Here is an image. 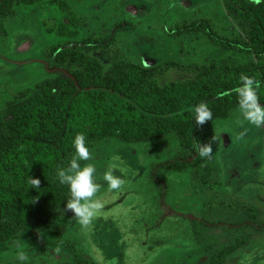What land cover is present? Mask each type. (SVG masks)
<instances>
[{
    "label": "rangeland",
    "instance_id": "obj_1",
    "mask_svg": "<svg viewBox=\"0 0 264 264\" xmlns=\"http://www.w3.org/2000/svg\"><path fill=\"white\" fill-rule=\"evenodd\" d=\"M208 17L222 34H242L244 22L228 14L222 0H40L16 3L0 20V109L32 96L57 72L48 67L45 49L82 38L113 34L111 42L91 55L108 69L114 59L141 65L174 61L161 82L192 76L187 66L212 59L243 64L251 55L221 50L201 32L171 36L165 29L175 22ZM129 28L114 30L116 22ZM61 26L73 31L66 36ZM264 105V104H261ZM237 121H240L238 123ZM247 129L242 139L239 132ZM212 142L207 158L208 178L203 181L192 166L161 169L151 174L154 162L182 158L191 151L177 130L141 142H126L114 134L86 140L102 185L96 198L104 203L90 227L82 226L71 211L58 204L53 214L73 220L52 238L49 229L33 222L23 226L0 251V264H21L17 253L29 256L27 264L77 263L65 246L73 243L88 264H207L209 255L231 240L242 241L220 264H264V127L244 121L239 105L225 116L208 122L205 143ZM75 151L67 154L68 167ZM113 166L125 180L119 190L109 188L103 174ZM154 178L159 179L156 180ZM255 208L252 217L237 207ZM216 222L202 225L199 221ZM243 220V221H242ZM193 226L197 234L193 232Z\"/></svg>",
    "mask_w": 264,
    "mask_h": 264
},
{
    "label": "trees",
    "instance_id": "obj_2",
    "mask_svg": "<svg viewBox=\"0 0 264 264\" xmlns=\"http://www.w3.org/2000/svg\"><path fill=\"white\" fill-rule=\"evenodd\" d=\"M36 1L40 0H0V20L13 4ZM222 4L228 14L244 22L242 34L224 35L208 17L175 22L165 32L171 36L201 32L219 49L251 55L252 60L235 64L212 59L205 64H191L185 68L192 76L182 80L160 81L170 68H184L174 61L141 65L117 58L104 69L91 52L109 44L112 33L45 49L48 67L57 72L54 80L43 84L32 96L0 109V251L30 222L38 229H49L51 237L57 238L73 220L70 215L53 214V210L70 198L68 186L60 183L58 170L66 164L67 154L75 151L77 133H84L86 140L114 134L126 142H141L177 130L190 155L154 162L151 174L189 165L207 181V158L197 154L194 141L205 143L209 121L197 126L194 106L207 102L213 116L227 115L229 108L238 104L233 90L241 85L242 74L259 81L257 94L260 104H264V0L259 5L250 0H222ZM131 26L122 21L113 25L114 30ZM57 32L73 35L63 26ZM30 176L41 181L39 188L30 186ZM237 210L252 216L244 222L255 224L254 207L244 203ZM239 245L241 240L220 245L209 255L207 264H220ZM65 246L75 262L90 263L73 243L65 241Z\"/></svg>",
    "mask_w": 264,
    "mask_h": 264
},
{
    "label": "clouds",
    "instance_id": "obj_3",
    "mask_svg": "<svg viewBox=\"0 0 264 264\" xmlns=\"http://www.w3.org/2000/svg\"><path fill=\"white\" fill-rule=\"evenodd\" d=\"M252 4L259 5L261 0H250ZM241 85L233 91L238 95L239 113L244 121L254 125L257 128L264 127V105L259 102L257 90L260 87L259 81L254 77L242 74L240 77ZM194 119L197 126H202L212 120L213 114L207 102H200L193 108ZM240 123V121H237ZM247 129L239 132L237 139H242L246 135ZM212 141L200 143L194 141L197 154L202 158H211L213 153ZM73 146L75 155L70 161L68 167L58 170V178L61 184H66L69 188L70 198L65 204L63 211H71L84 227H90L93 220L102 212L104 203L96 198L102 185L98 183L94 176L96 168L93 163H85L81 166L80 161L92 160V153L87 146L84 133H77ZM103 180L107 182L112 190H119L125 185V180L115 174L113 166H109L103 174ZM29 183L32 188H39L41 181L38 178L29 177ZM17 259L21 264H27L29 256L20 251L17 253Z\"/></svg>",
    "mask_w": 264,
    "mask_h": 264
}]
</instances>
